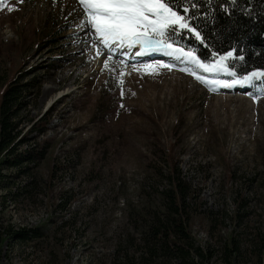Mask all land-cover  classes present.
Listing matches in <instances>:
<instances>
[{
  "label": "rangeland",
  "instance_id": "obj_1",
  "mask_svg": "<svg viewBox=\"0 0 264 264\" xmlns=\"http://www.w3.org/2000/svg\"><path fill=\"white\" fill-rule=\"evenodd\" d=\"M90 28L80 0H0V90L20 76L34 84L16 151L41 155L0 169V231H41L8 236L0 264H264V84L225 92L239 74L205 77L189 62L135 55L139 46L99 53L92 41L96 53L74 58L70 34ZM63 70L73 73L60 81ZM169 151L197 190L186 213L206 257H146L127 244L140 237L129 208L161 207Z\"/></svg>",
  "mask_w": 264,
  "mask_h": 264
},
{
  "label": "trees",
  "instance_id": "obj_2",
  "mask_svg": "<svg viewBox=\"0 0 264 264\" xmlns=\"http://www.w3.org/2000/svg\"><path fill=\"white\" fill-rule=\"evenodd\" d=\"M172 6L181 15L190 17L187 21L190 27L203 38L201 43L193 33L184 30L175 37V45L190 51L201 62L220 60L221 56L232 52L233 57L224 61V65L239 75L264 69V0H173ZM185 8L188 9L186 13L183 11ZM33 88V82H26L20 76L8 81L0 90V169L41 157L40 154L36 156L32 146L16 151L17 145L26 139L21 137L19 115L34 93ZM46 122H36L33 130L42 131ZM172 154L170 151L166 153V171L157 172L164 173L170 183V187L163 190L165 195L159 196L161 207L151 208L146 204L140 208H129V217L138 228L140 237L127 235V244L138 245L139 249L142 248V256L146 257L163 258L168 255L184 260L195 252L206 257L207 251L194 245L190 216L186 213V199L195 198L197 190L181 181L179 167ZM205 216L212 219V211H207ZM27 232L25 229H7L6 234L0 231V246L8 236L20 239L41 236V231L36 229ZM233 239L230 236L222 244V253L229 262L231 255L238 250Z\"/></svg>",
  "mask_w": 264,
  "mask_h": 264
},
{
  "label": "snow or ice",
  "instance_id": "obj_3",
  "mask_svg": "<svg viewBox=\"0 0 264 264\" xmlns=\"http://www.w3.org/2000/svg\"><path fill=\"white\" fill-rule=\"evenodd\" d=\"M172 2L173 0H80L87 15L88 25L105 48H110L112 44L128 49L139 46L140 51L136 55L162 53L175 60H189L198 69L222 70L235 77L236 73L227 71L222 63L203 64L184 48L173 47V44L177 43L175 37L181 35L184 30L193 33L201 43L203 38L195 28L190 27L187 22L190 17L175 10ZM183 11L186 13L188 9ZM169 40L172 42L168 43ZM233 55L229 52L227 56H221L220 61H227ZM159 66L170 67L168 64L157 65ZM105 67L108 65L105 64ZM146 67L153 66L149 64ZM196 79L202 78L196 76ZM253 81L264 84V72H252L250 76H244L240 80L234 79L232 83L223 82L221 86L231 88L236 84L247 85Z\"/></svg>",
  "mask_w": 264,
  "mask_h": 264
},
{
  "label": "bare ground",
  "instance_id": "obj_4",
  "mask_svg": "<svg viewBox=\"0 0 264 264\" xmlns=\"http://www.w3.org/2000/svg\"><path fill=\"white\" fill-rule=\"evenodd\" d=\"M83 33H81V32H78L77 31V33H75L74 32V35L73 34H70V35H68V36H70V39H69V41L66 43V47H69V48H72L73 49V51L75 50V52H73L72 53V55H74V58H76V57H83L86 53V51L88 50L89 51V53H90V56L95 52L96 53V51H95V48H93V42L94 43H97V45L99 46V40H97V39H99L98 37H97V35L94 33V30H92L91 28H90V31H89V33L87 34L88 36H86V37H84L83 35H82ZM73 35V36H72ZM72 39H75V40H72ZM93 41V42H92ZM63 47H65V46H62V48ZM99 48L101 49L100 51H99V53H101V51L102 50H106L107 49V51L109 52V51H111V50H118V51H124L125 49H128V48H126V47H110V48H105V47H103V48H101V45L99 46ZM98 49V48H97ZM97 54H98V52H97ZM149 54H151V53H149ZM157 54H159L161 57H163V58H166L167 60H169V61H171V62H173V63H185L187 60H175L174 58H171V57H169V56H167V55H164V54H162V53H157ZM136 55V54H135ZM193 55V54H192ZM146 56H148V57H155V56H151V55H148V54H146ZM194 56V55H193ZM143 57V56H142ZM160 57V58H161ZM195 57V56H194ZM196 58V57H195ZM140 60V59H139ZM169 63V62H168ZM211 64H219L218 62H212ZM179 67V66H178ZM64 71V70H63ZM73 72L71 71V70H66V71H64L63 72V74H62V76L60 77V81L61 80H63V79H65L66 77H68V78H70L71 77V74H72ZM251 74H248L247 76H250ZM244 77V76H243ZM242 77V78H243ZM254 82V81H253ZM246 88H248V87H245V85L243 86H241L240 84H236L235 86H233V87H231V88H222L221 90H225V92H229V91H232V90H243V89H246ZM50 90L51 89H47L44 93H43V95H45L46 93H49L50 92ZM63 95V94H62ZM61 95V96H62ZM65 95H69V93L68 94H66L65 93ZM65 95L63 96V97H65Z\"/></svg>",
  "mask_w": 264,
  "mask_h": 264
}]
</instances>
